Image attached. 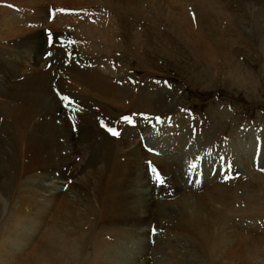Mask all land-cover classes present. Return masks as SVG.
<instances>
[{"label":"rangeland","instance_id":"rangeland-1","mask_svg":"<svg viewBox=\"0 0 264 264\" xmlns=\"http://www.w3.org/2000/svg\"><path fill=\"white\" fill-rule=\"evenodd\" d=\"M50 2L51 0H44L37 5L57 6ZM134 2L135 0H132V5L140 9H143L146 3L166 8V11L169 6L175 7L174 11H170V16L163 14V17L149 8L142 12L141 18L129 13L114 15L107 10L106 13L101 11L98 14L101 19L94 26L105 33L107 25L104 20L111 19L116 23L117 18L118 26L114 24L110 38L118 47L110 50L111 56L102 57L98 66L104 72L105 78L96 81L97 89L107 95L105 103L97 100L102 109L96 110L95 106L92 107L97 111L99 120L89 122L83 115L78 117L83 125L84 123L87 125L84 126L87 132L91 133L87 141L84 140L87 133L81 129L82 125L78 121L80 127L74 121L77 128L76 134H72L74 137L52 135V126L57 124L53 119L52 109L47 105L48 116L37 121L35 125L36 152L27 158L25 169L19 167L15 170L14 182L11 183L12 180L7 182L8 188L4 183L1 187L8 192H15L18 180L29 179L33 181L35 190L41 195L46 191L61 193L76 203L73 218L62 228L66 241L70 238L63 249L62 255L66 254V257L62 264H95L97 255L95 242L108 240L117 230H124L125 236H128L118 243L120 252L115 256L119 260L117 264H264V212L248 211L246 208L248 202L236 201V198L241 196L255 206L264 208V0H141L137 5ZM100 4L101 0H76L72 7L88 14L90 9ZM184 4L187 8L183 6ZM14 5L27 7L19 3V0H0V8ZM181 8L186 10L185 19L187 17L190 19V33L183 25L180 26L184 18ZM94 10L96 12L98 7ZM2 16H7V13ZM138 19L140 21H137ZM169 20L172 21V26L178 27L179 37L188 42L177 39L168 30ZM52 31L58 32L60 39L58 46L56 43L49 49L56 56L53 53L48 54V51L44 53L46 57L43 60L37 58L28 60L27 58L31 57L29 52L25 54L26 58L23 53L17 54L23 50L19 47L21 40L16 42L15 47L9 49L0 44V71L6 67L4 65L6 62H15L17 55L22 58L21 61L15 62L16 69L10 73L9 78H3L4 71L0 73L2 82L0 101L4 99L3 95L11 87L12 82L19 83L22 78H15L12 81L11 76L33 74L41 70L49 71L57 77L56 80L49 77L51 81L48 87L58 98L57 108H60L61 100L65 97L63 94L68 98L70 96L76 98L74 101L69 99L63 101L73 106L77 104V109L74 113L71 111L68 116L69 120H74L77 114L83 111L78 99L87 101L89 98L83 95L80 82L73 80L68 74L73 66L72 63L66 64L63 58L64 56L69 58L71 55L58 54L57 47L59 48L63 41L62 34L71 44V51L76 56L80 55L78 49L87 43L84 41L80 43L79 36L82 31H78L75 25L65 30ZM50 32L47 30L46 35L48 36ZM0 41L7 42V35L0 36ZM102 41L103 39L100 44ZM44 42L40 40L38 48H41ZM75 46L78 49L74 48ZM61 79L67 83L70 91L59 89L57 81ZM116 94L119 98L114 96ZM17 98L18 94L13 100L17 102ZM69 105L67 104L66 110ZM138 114H143V121L146 123H153L151 128L155 126L161 131L165 130L166 120L170 121L168 124L173 129L168 132L171 139L168 141L169 145L167 143L166 151L174 149L176 156L180 154L186 156L198 152L197 148H201L205 154L201 161L204 167L206 159L212 162L222 157L225 159L212 168L201 167L200 171L197 168L198 172L206 171L210 183L207 189L199 192L190 191L180 184V177L186 176L182 171L183 160L175 163L154 151L152 148L154 136L159 139L161 133L158 131L150 134V130H147L143 138L145 142H142V145L147 146V151L140 171L143 195L140 209L143 208V223L140 229L130 233L129 230H133L134 225V219L131 217L133 212L131 195H126L128 203L113 213L115 225L118 224L119 227H110L109 222L113 219L100 211V205L109 203L112 173L106 168H103V172L96 171L82 154L72 150L69 145L77 141L81 147L88 148L89 152L92 149L90 153L99 154L101 153L99 143L104 140L105 143L108 142L107 133L103 130L116 127L115 125L126 126L127 123H124L122 118L127 116L134 121ZM157 118L162 121H157ZM101 122L107 127H101ZM108 138L118 141L121 135L118 138L111 136ZM129 144L132 148L139 147L130 140ZM186 145L191 147L188 149ZM244 153H250L256 167L261 169H257L254 174L245 173L244 166L239 160L240 155ZM67 156L77 157L76 169H72ZM116 159L123 167L115 180L117 184L121 182L128 185L133 181L132 157L124 152L116 154ZM232 159L236 160L234 164H231ZM146 162H151L157 171L169 177L167 180L175 190L174 195L159 198L154 195L155 187L148 176L151 173L147 171ZM188 164L187 162L184 166ZM87 165L88 169L82 170L83 181L80 183L74 181L71 172L77 173L78 168L83 169ZM202 185L204 183L197 185L195 189ZM87 188L89 189L86 190ZM157 190L158 194L163 193L161 188ZM47 194L49 193L45 195ZM216 194L224 195L229 211L224 213L214 211L213 207L219 204L211 202L208 197ZM15 196L18 197L15 205H18L19 201H32V198L23 191V186ZM4 207L7 205L4 204ZM59 208L56 206L49 217L44 218L45 230H42L44 228L34 230L42 221V215L35 217L33 213L25 217L28 225L24 224L21 230H11V236L0 249V264H31L33 256L31 244L42 241L41 238L49 227L56 228L54 219L57 221ZM38 210L39 207L36 212ZM94 213V216L88 217ZM12 217L0 213V231L10 224ZM101 217H104V222L100 221ZM33 221H36V224H33ZM150 228L154 230L153 233L149 231ZM29 229L30 231L26 233ZM196 230H200V237ZM34 232L38 233L35 237ZM134 233L136 236H145L144 244L140 242L137 247L134 238L135 242L131 246H123ZM81 236L87 239L88 248L81 242ZM79 240L80 246H74ZM138 253L143 257L135 262L134 256ZM41 255L44 256V251H41ZM44 259L45 257L40 264H45ZM46 264L53 263L50 261Z\"/></svg>","mask_w":264,"mask_h":264},{"label":"bare ground","instance_id":"bare-ground-1","mask_svg":"<svg viewBox=\"0 0 264 264\" xmlns=\"http://www.w3.org/2000/svg\"><path fill=\"white\" fill-rule=\"evenodd\" d=\"M75 1L76 0H51L50 4H55L57 6H50L44 4L37 5L38 3H43L44 0H19V3L26 5L27 7L14 5L11 7L8 6V7L0 8V36L7 35L8 37L7 42L3 43V41H0V44L4 45L6 49H9V48H13V46L15 47L17 44L16 42L18 40H21L19 47L23 48V50L22 52L18 51L17 54L23 53L25 56V54L29 52L31 54V57L29 56L27 58L28 60H31L33 58L43 60L46 57V55L44 54L45 52H48L49 49L52 48V46L55 45L56 43L58 46L59 44L58 42L60 41L59 36L57 35L58 32L52 31L53 29L65 30L69 26L71 27V25H75L78 31H82V33L79 36L80 43H82L83 41L87 43V45L81 49H78L76 46L74 47L77 48L80 53L79 56H76L73 54V51H71L70 48L71 44H69L67 38L64 36V34H62L61 38L63 39L66 45L62 41V43L59 45V48L57 47L58 54L63 53L64 55H69V54L71 55L69 58L66 56H64L63 58L66 64L72 63L73 66L71 69H69L68 74H70V76L73 77V80H78L80 82L81 84L80 86H82V90H83L82 91L83 95L89 98L87 101H84L83 99H78L79 101L78 104L83 108V111L81 112V114H77V116L75 114L76 118H74V120L72 119L69 120L68 116L71 113V111L72 113H74V110L77 109L76 106H73L71 103L67 101L63 102L64 99H62L60 103V108L59 109L57 108L58 98L54 94H52L48 88L49 83L51 81L49 77L55 80L57 77L56 74L49 73V71L42 72L41 70L33 74L23 73V75L21 76L20 75L11 76V80L19 77L22 78L20 81H18L19 83L12 80L13 81L12 84L10 83L11 87L6 90L5 94L3 95L4 99L0 101L1 102L0 103V109H1L0 191L2 192V193L0 192L1 194L0 213L3 212L4 216L6 215V217H8L9 215L13 216L10 221V224L7 225L4 228V230L0 231V249L4 247L3 246L4 243L7 242L8 238L11 236L10 235L11 230H21L24 224L28 225V220L25 217L29 216L32 213L34 214L35 217L38 215H42V221H40L39 226L34 230H41L42 228H44L42 230H45L44 218L47 219L51 211L56 206L60 207L57 213V221H55L56 219H54V226L57 229L53 227H49L48 230H46V232L44 233L43 237L41 238L42 241L37 242V244H31V247H33L32 248L33 256H32L31 264H40V262L43 260V257H45L44 259L45 264L50 261H52L53 264H62V262L66 257V254L62 255L63 249L67 246L70 240V238H67L66 241V237L63 235L64 230H62V228L66 222L70 221L73 218L76 208V203L72 202L70 198L64 197V195L61 193H55V192L50 193V191H46L43 195H41L40 192H37L35 190L36 188L33 186V181H29V179L18 180V182L16 183L17 188L15 192L6 191L4 188L1 187L2 183H4V186L8 188L7 182H10L11 180H12L11 183L14 182L15 170L18 169L19 167L25 169L27 167V163H26L27 158L36 152L37 147L35 145V140H36L35 125L37 121H40L41 119H44L48 116L47 105H49L50 108L52 109V113L54 115L53 119L57 124L56 126L55 125L52 126V131H51L52 135L62 134L64 137L65 136L68 138L74 137L72 134L74 133L76 134L77 132V128L74 126V121H75L76 125L80 123L82 125L81 129L87 133L86 138H84V140L87 141L89 134L91 133L87 132V130L85 129L87 125H85V123L83 125V122H80L78 120V117L83 115L89 122L99 120L97 111L93 110L92 107L95 106L96 110L97 108L102 109L101 105L97 104V100H99V102L101 103H105L107 101V95L102 90L97 89L96 81L105 78L104 72L101 71V69H99L98 66L102 57L111 56L110 50H113V48L117 49L118 47V45L110 38V34H113L114 31V26H115L114 24L118 26V21L117 18H115L116 23H113L111 19L104 20L105 25H107L106 28L107 33H105L101 29L97 30L96 26H94L96 22H98L99 19H101L98 17V14L101 11L106 13L107 10L113 13L114 15L129 13L132 14L134 17L141 18V16H143L142 12H146L145 9L149 8L151 9V11L155 10L156 14L160 13V15L163 17L164 16L163 14H167L168 16H170V11H174V7H175V6H169L167 7L168 11H166L165 10L166 8L163 9L159 7H154L146 3L144 4L143 9H140L132 5V0H101V4L99 6L90 9L89 13L86 14L72 7ZM140 1L141 0H135L134 3L137 5L140 4ZM157 5L163 7V5H159V4ZM183 6H185V4ZM97 7L98 10L95 12L94 9H96ZM185 11H186L185 9L181 11L183 12L184 18H182V23L180 24V26L183 25L184 29H187L186 31H189L190 33L191 31V28L189 27L190 19H188V17H187L188 20L185 19L184 16V13H186ZM5 13H7V16H2ZM166 19H170V18H166ZM137 21H140V19H138ZM175 22L176 20H174V23ZM168 23H169L168 30H170V32H172L173 35L177 37V39L179 38L181 41L188 42L179 37L180 33L177 29L178 27L175 28L174 26H172L171 20H169ZM5 27L6 30L4 31ZM47 30L51 31L50 34H48V36L46 35ZM59 32L63 33L62 31ZM49 37L52 38L51 44H47L48 43L47 40ZM101 39H103L102 44H100ZM40 40L45 42L42 43L41 48H38V42ZM32 52H34V56H32ZM50 53L53 52L49 51L48 54ZM54 54L55 53H53V55ZM54 56H56V54ZM16 58L17 60L15 62L21 61L22 59L19 55H17ZM10 62H6L4 64L6 67L5 68L3 67V69L1 68L0 73L4 71L3 72L4 76L2 75L3 78L6 77L9 78L10 73L14 71V68L16 69L14 65L15 62L13 61H12L13 63ZM42 68H46V66H42ZM62 79L60 81H57L59 89H63L64 91H70L69 86ZM16 94H18V98L16 99L17 102L13 100V97ZM63 96L67 97L66 94H63ZM114 96L116 98H119L118 97L119 95L117 94ZM68 99L74 101V99L76 98L70 96ZM93 102H96V104ZM63 103L70 104L66 111L62 110V105H64ZM63 111L65 114H63ZM134 121L136 122L134 127L131 126L128 127V125L126 126L123 125L125 126L124 129L122 125L118 126V129L120 131L119 133L121 135V138H119L118 141H114V139L110 140L108 137L111 135L107 133V129H104L103 130L104 133H107L106 140L108 142L105 143L104 140L101 143H99L101 150V153H99L98 150L99 154L90 153L92 149L89 152L88 148L85 149L83 148V146L81 147V145L78 144L77 141H75L73 145H69L72 150L78 152L79 154H82L84 156V159L85 158L87 159L89 165H93L95 167L96 171L103 172V168H106L112 173V178L110 180L111 196L109 203L100 205L101 206L100 211L102 213H107L109 217L113 219L110 220L109 222L110 227L111 226L115 228L119 227L118 224L115 225L116 219L113 213L120 207L127 204L128 200L126 199V195L128 194L131 195V204L133 206V212L131 217L134 219L133 220L134 225H133V230H129L130 233L131 231L140 229L143 223V208L140 209L141 207L140 202H143V195L141 192L140 171L142 170L143 160L147 148L146 146L144 148L142 145H140V142L144 141L143 138L145 132L147 130L149 131V129L151 128L150 126L153 125L152 122L146 123L145 121H143V114H138L137 118ZM105 126L107 127L106 124ZM78 127L80 126L78 125ZM120 135L118 137H120ZM135 136H137L138 138L136 139ZM169 137L170 136L165 135L163 133L160 134L158 137L159 141L153 142V146H152L153 150L158 151L160 153L161 148L163 147L164 149V146H167L168 141L171 139ZM129 140L133 144L139 145V147L132 148L131 145L129 144ZM139 140L140 142H138ZM176 145H178L177 142ZM236 146L238 147V143H236ZM173 150L169 149L167 151L169 157H167L166 159L173 161L175 163L182 161L183 160L182 158H184L185 155L183 153H182L183 155L178 153L182 158L180 156H176ZM124 152L126 155L129 154L132 157L131 165H132L133 181L130 182L128 185L122 184L121 182L117 184L115 180L117 174L121 171L123 167V164L117 161L116 154H123ZM68 156L67 159L72 164V169L73 170L76 169L75 166L77 164H75V159L77 157H72V156L68 157ZM239 160L241 161L242 166H244L243 170L245 171V173L254 174L256 173L257 169L258 170L261 169L256 167V163L254 162L253 156L250 153L241 154ZM19 161H22V163L20 164ZM235 161H236L235 159H232L231 164H234ZM147 165L148 162H146V167ZM88 167L89 166L87 165L83 169L78 168L77 173L75 171H72L71 176L74 179V181H77L79 183L83 181L82 170L84 169L87 170ZM151 168H155V166L152 163H151ZM147 171L148 173H150L148 167H147ZM196 173L199 172L196 171ZM201 174L205 178V181H204V185L200 186V188L195 189L197 185L199 186L201 184L200 178L196 179V177H194V180L192 182L193 186L192 185L187 186L189 175L187 176V181H184L181 176L180 184L190 191L195 190L196 192H199L201 190L207 189L210 180L209 178L206 177L207 176L206 171ZM148 176L150 180H152L150 175ZM21 186H23V191L32 198V201L31 202L19 201L18 205H15V200L18 199V197L16 198L15 195ZM88 189L89 188H87L86 190ZM46 193L49 194L45 195ZM101 196L103 197V190L101 192ZM208 199L213 203L219 204V206L213 207L215 212L224 213L230 210V208H228L226 205L227 200L225 199L224 195L222 194L210 195ZM236 201L238 203H242L244 201L248 202V206H246L248 211L264 212V208H262L259 205L255 206L254 204L250 203L249 200H245L241 196H238L236 198ZM4 204L7 205V207H4ZM38 207L39 210L38 212H36ZM94 215L95 213L88 217ZM100 221L104 222L105 221L104 217H101ZM33 224H36V221H33ZM29 231L30 229L27 230L26 233H28ZM199 231L200 230H196V234L200 237L201 235ZM239 231H244V230H239ZM239 231L237 230V232ZM36 232H34V237L38 235V233L36 234ZM102 232H104V230H102ZM110 235L112 236L111 233ZM132 236H133L132 238H128L126 240L127 243L125 241L123 246L125 247L126 245L127 247L131 246L133 242H135L134 238L137 241L136 243L137 247L139 246L140 242H143L144 244L145 241L144 235H142L143 237L136 236L134 233ZM124 237L125 238L128 237L125 236L124 230H117L115 231L114 235L108 240L101 241L98 243L95 242V246L97 249L95 264H106L107 262L109 264H117L119 260L115 256L120 252L118 250V245H119L118 243ZM81 242H83V244L85 243L84 246L85 248H88L87 239L84 236H81ZM81 242L79 240L78 244L74 246H80ZM71 246L72 245H70V247ZM41 251H44V256L41 255ZM142 257L139 255V253L135 254L134 261L136 262ZM246 258L247 256L244 257L245 260Z\"/></svg>","mask_w":264,"mask_h":264},{"label":"snow or ice","instance_id":"snow-or-ice-1","mask_svg":"<svg viewBox=\"0 0 264 264\" xmlns=\"http://www.w3.org/2000/svg\"><path fill=\"white\" fill-rule=\"evenodd\" d=\"M51 42V41H50ZM62 99L67 100V97H63ZM126 122L129 124H132V121L129 118H125ZM101 127H106L103 122L101 123ZM107 131L112 135V136H119L120 133L118 130L113 129V128H107ZM149 151H151V149H149ZM191 167H195V165H191ZM150 171L153 173L154 175V179L157 181V183L159 184H163L164 180L163 178L160 176V174L157 172V170L155 168H150Z\"/></svg>","mask_w":264,"mask_h":264}]
</instances>
